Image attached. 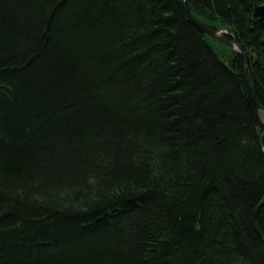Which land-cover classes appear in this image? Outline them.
Returning <instances> with one entry per match:
<instances>
[{
  "label": "trees",
  "instance_id": "trees-1",
  "mask_svg": "<svg viewBox=\"0 0 264 264\" xmlns=\"http://www.w3.org/2000/svg\"><path fill=\"white\" fill-rule=\"evenodd\" d=\"M183 2L264 108V0ZM243 69L175 0H0V264H264Z\"/></svg>",
  "mask_w": 264,
  "mask_h": 264
},
{
  "label": "water",
  "instance_id": "water-1",
  "mask_svg": "<svg viewBox=\"0 0 264 264\" xmlns=\"http://www.w3.org/2000/svg\"><path fill=\"white\" fill-rule=\"evenodd\" d=\"M175 2L178 4L180 9L184 13L187 21L190 24H192L193 26L198 28L204 34L208 35L210 38L222 41L225 46L232 49L234 52H236L239 56H241L243 58V60H244L243 76H244L245 82L247 83V85L251 91V96H252V99H253V102L255 104L256 109L261 114V116L264 117V108L258 103L257 98L255 96V93L253 91L250 79H249V75H248L249 56H248V54L245 53L242 49H240L238 47L237 42L235 40L228 41L226 38L221 36L220 33L224 32L223 30L222 31H215V30L207 27L203 23L196 21L190 15V13H189L188 9L186 8L183 0H175ZM253 13H254V16L256 18H258L259 21L264 23V5L260 6V5L254 4ZM253 61H254V63L264 67V56L262 54H257ZM263 151H264V147H263ZM257 210L258 209H255L253 212V215H252V226H253L255 232L257 233V235L259 236V238L264 242V237L258 231V229L255 225V215H256Z\"/></svg>",
  "mask_w": 264,
  "mask_h": 264
},
{
  "label": "rangeland",
  "instance_id": "rangeland-1",
  "mask_svg": "<svg viewBox=\"0 0 264 264\" xmlns=\"http://www.w3.org/2000/svg\"><path fill=\"white\" fill-rule=\"evenodd\" d=\"M220 35H221V33H220ZM261 118H262V120L264 121V117L261 116Z\"/></svg>",
  "mask_w": 264,
  "mask_h": 264
}]
</instances>
